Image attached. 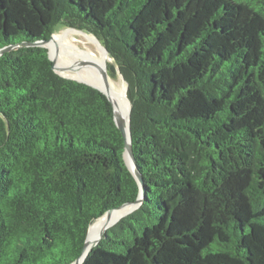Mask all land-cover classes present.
I'll list each match as a JSON object with an SVG mask.
<instances>
[{
    "label": "trees",
    "instance_id": "1",
    "mask_svg": "<svg viewBox=\"0 0 264 264\" xmlns=\"http://www.w3.org/2000/svg\"><path fill=\"white\" fill-rule=\"evenodd\" d=\"M94 34L127 84L143 201L82 264H264V0H0V49ZM99 90L0 56V264H71L140 187Z\"/></svg>",
    "mask_w": 264,
    "mask_h": 264
},
{
    "label": "bare ground",
    "instance_id": "2",
    "mask_svg": "<svg viewBox=\"0 0 264 264\" xmlns=\"http://www.w3.org/2000/svg\"><path fill=\"white\" fill-rule=\"evenodd\" d=\"M45 45L60 75L87 81L99 88L103 87L99 69L100 71L101 69H107V64L110 62L111 57L94 35L85 31L67 28L62 32L54 33L50 41ZM87 59L88 62H85ZM117 73V79L108 77V84L116 104L117 114L123 119L127 127L129 102L125 83L119 71ZM128 209L129 207L115 210L91 223L88 241L93 242L98 237L100 230L109 218L112 221L116 220L125 214Z\"/></svg>",
    "mask_w": 264,
    "mask_h": 264
},
{
    "label": "water",
    "instance_id": "3",
    "mask_svg": "<svg viewBox=\"0 0 264 264\" xmlns=\"http://www.w3.org/2000/svg\"><path fill=\"white\" fill-rule=\"evenodd\" d=\"M69 28L77 29V28H73V27H69ZM78 30H81V29H78ZM81 31L87 32L86 30H81ZM87 33H89V32H87ZM89 34H92V33H89ZM52 35L50 36L49 39H46V40H39V41H33V42H22L20 44L9 45V46L3 47V48L0 49V56L3 53H5V52L11 51V50H15V49H18V48H21V47H31V46L44 47V48L47 49L48 57L52 61V68L55 71V69H54V61L50 57L48 48L45 45L47 42L50 41V39L52 38ZM92 35H94V34H92ZM103 47H104V45H103ZM105 51L108 54V51H107L106 48H105ZM85 62H88V59ZM117 71H119V70H117ZM99 72H100L101 78L103 80V87L102 88H99V87H97V86H95V85H93V84H91V83H89L87 81L74 79V78H70V77H64V76H62L60 74L59 75L64 77V78L75 80V81H78V82H81V83H85V84H87L89 86H92L93 88L99 90L102 94H104L107 97V99L109 100V102L111 103L112 108H113L115 124L118 127V129L120 130V132H121V134H122V136L124 138L125 145H124L123 156H124L125 163H126L128 169L130 170V172L132 173V175L134 176V178L136 179V181L138 182L139 187H140V192H139V195L136 198V200H134L133 202L125 203V204H123V205H121V206H119L117 208H114V209H111V210L107 211L104 214V215H109L111 212H113L115 210L117 211V210H120L122 208L129 207L128 211L125 214H123L122 216H120L119 218H117L116 220L112 221L109 218L108 221L104 224V226L100 230V233H99L98 237L93 242H89L88 241V233H89L91 225L88 227L82 251H81L80 255L78 256V258L75 261H73L71 264H82L84 262V260L86 259V257L88 256V254L90 253V251L104 237V234L107 232V230L110 229L112 226H114L116 223H118L122 218L126 217L127 215H129L130 213H132L133 211L138 209L139 206L141 205L142 201H143V196H144L142 177H141V174L139 173V171L137 169L136 162H135L134 155H133V151H132V144H131V132H130L131 101H130V99L127 96V99H128V102H129V110H128V115H127L128 116V120H127V127H126L123 119L117 114L116 104H115V101H114V99H113V97H112V95L110 93V86L108 84V77L110 76L109 75V70H108V68L107 69H101V71L99 69ZM121 78H122L123 82L125 83L126 95H127V84H126L125 80L123 79L122 75H121Z\"/></svg>",
    "mask_w": 264,
    "mask_h": 264
},
{
    "label": "rangeland",
    "instance_id": "4",
    "mask_svg": "<svg viewBox=\"0 0 264 264\" xmlns=\"http://www.w3.org/2000/svg\"><path fill=\"white\" fill-rule=\"evenodd\" d=\"M67 28H69L68 26H65V25H58V27L54 30V32H53V34L54 33H58V32H62L63 30H65V29H67ZM78 30V29H77ZM108 64L110 65V64H113V60L111 59L110 60V62H108ZM107 64V65H108ZM54 69H55V71L58 73V71H57V69H56V67L54 66ZM115 69H116V74H115V76L113 77L114 79H117V77H118V73H117V66L115 67ZM59 74V73H58ZM65 77V76H64Z\"/></svg>",
    "mask_w": 264,
    "mask_h": 264
}]
</instances>
